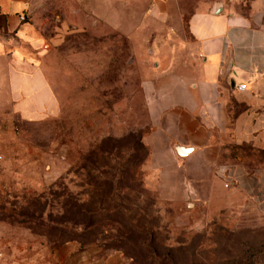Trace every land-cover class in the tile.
I'll return each mask as SVG.
<instances>
[{
    "label": "rangeland",
    "instance_id": "374dc122",
    "mask_svg": "<svg viewBox=\"0 0 264 264\" xmlns=\"http://www.w3.org/2000/svg\"><path fill=\"white\" fill-rule=\"evenodd\" d=\"M142 2L40 0L21 18L41 39L27 53L57 108L24 118L0 99V264L43 261L69 239L123 264H264V184L218 167L252 166L264 148L200 124L192 84L174 73L184 46L169 17L141 18ZM175 2L185 25L196 0ZM47 93H34L38 106ZM195 142L216 147L213 163L198 147L176 153Z\"/></svg>",
    "mask_w": 264,
    "mask_h": 264
},
{
    "label": "crops",
    "instance_id": "0c3cea01",
    "mask_svg": "<svg viewBox=\"0 0 264 264\" xmlns=\"http://www.w3.org/2000/svg\"><path fill=\"white\" fill-rule=\"evenodd\" d=\"M39 2L0 0V17L3 18L0 23V99H9L24 118L32 116V111L52 113L57 108L56 102L51 100L54 96L51 85L27 53V49L38 50L41 39L32 35L30 25L21 20ZM144 3L145 0L138 7L143 10L141 18L158 24L162 18L169 17L172 37L184 46L186 62L174 73L192 84L190 91L200 124L208 131L213 128L223 131L230 125L236 144L246 142L257 150L263 149L264 0H196V7L188 12L185 25L183 8L175 0L149 1L148 13H145L148 4L144 6ZM112 24L124 31L115 22ZM16 71L21 74L12 81ZM24 74L29 77L28 84ZM39 75L42 79L35 83ZM239 84L243 86L241 89ZM44 87L48 93L38 106L34 93ZM25 98L32 99V108L23 101ZM205 133L200 129L197 136ZM178 144L193 146L191 151L198 147L201 162L213 163L216 154L210 150L216 149L215 146L211 148L201 142ZM220 147L217 146L218 150ZM218 167L220 172L231 174L237 184H264L262 160L248 166L240 159ZM25 264H123V259L114 251L101 253L95 246L69 239L54 246L47 259L29 260Z\"/></svg>",
    "mask_w": 264,
    "mask_h": 264
},
{
    "label": "water",
    "instance_id": "95a60500",
    "mask_svg": "<svg viewBox=\"0 0 264 264\" xmlns=\"http://www.w3.org/2000/svg\"><path fill=\"white\" fill-rule=\"evenodd\" d=\"M179 147H180V148H181V147L190 148V150H191V148H193V146H191V145H187V146H185V145H182V144H178V143H176V144H175V150H176L177 153L180 154V155H183V153L180 151Z\"/></svg>",
    "mask_w": 264,
    "mask_h": 264
},
{
    "label": "bare ground",
    "instance_id": "6f19581e",
    "mask_svg": "<svg viewBox=\"0 0 264 264\" xmlns=\"http://www.w3.org/2000/svg\"><path fill=\"white\" fill-rule=\"evenodd\" d=\"M179 149L183 153V155H186L187 153L191 151L190 148H186V147H181V148L179 147Z\"/></svg>",
    "mask_w": 264,
    "mask_h": 264
},
{
    "label": "built area",
    "instance_id": "2783aa9c",
    "mask_svg": "<svg viewBox=\"0 0 264 264\" xmlns=\"http://www.w3.org/2000/svg\"><path fill=\"white\" fill-rule=\"evenodd\" d=\"M239 89H241L243 86L241 84L238 85Z\"/></svg>",
    "mask_w": 264,
    "mask_h": 264
}]
</instances>
